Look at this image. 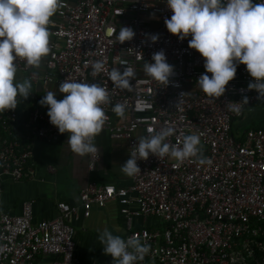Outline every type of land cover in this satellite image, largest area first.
<instances>
[{
	"label": "built area",
	"instance_id": "2783aa9c",
	"mask_svg": "<svg viewBox=\"0 0 264 264\" xmlns=\"http://www.w3.org/2000/svg\"><path fill=\"white\" fill-rule=\"evenodd\" d=\"M63 5L51 18V52L43 70L17 58V72L36 87L59 86L67 78L103 86L110 103L102 105L108 117L102 131L124 141L129 155L141 136L173 126L176 131L166 142L180 145L182 134H198L202 155L212 163L150 154L137 160L141 172L131 177L129 187L89 182L79 192V204L57 203L58 216L51 220L33 222L32 201L22 203L19 215L0 208V264H40L47 257L53 258L48 264H113L112 257L109 263L79 260L71 225L80 212L88 218L93 206L109 202L119 206L123 238L135 234L150 246L137 264H264V127L240 125L264 98L248 89L253 78L246 66L238 65L223 96L209 98L196 83L205 73L204 58L189 48L190 35L180 40L168 32L164 20L172 11L166 0H63ZM110 25L117 32L120 26L131 27L135 36L116 42L106 35ZM149 34H159V39L153 43ZM160 50L174 66L167 86L142 70ZM95 61H102L104 70L94 76ZM117 63L135 69L132 90L109 79L113 67L123 72L128 66ZM244 97L248 103L240 106L239 115L229 110L228 102ZM37 100L33 90L27 99L17 97L15 109L0 112V196L5 182L35 180L33 141L52 144L61 138ZM27 103L30 109L20 120ZM116 104L125 106L126 120L118 123L112 119ZM98 161L99 154H89V172Z\"/></svg>",
	"mask_w": 264,
	"mask_h": 264
},
{
	"label": "clouds",
	"instance_id": "9594fccd",
	"mask_svg": "<svg viewBox=\"0 0 264 264\" xmlns=\"http://www.w3.org/2000/svg\"><path fill=\"white\" fill-rule=\"evenodd\" d=\"M166 4L172 11L171 17L164 20L168 32L180 40L190 35L189 48L204 58L205 73L196 83L209 98L224 95L239 64L245 65L253 78L248 89L256 90L258 98H264V0L256 3L253 0H166ZM63 6V0H0V112L15 109L18 96L27 99L31 94V81L16 79L15 61L24 59L27 66L35 68L42 65L51 52V18ZM106 35L115 36L116 42L124 43L134 38L135 31L120 26L117 32L110 25ZM149 38L155 43L159 34H149ZM151 60L143 64L145 76L167 86L174 66L167 62L163 50L153 53ZM92 69L95 76L104 70V63L95 61ZM135 76V69L129 65L123 72L115 67L108 72L109 79L117 87L127 90H132L130 80ZM59 92L65 94L62 99L58 100L56 91L50 90L39 101L41 106L48 107L50 123L61 134L67 133V148L71 152L79 157L98 155L94 141L108 118L102 107L110 103L108 91L98 83L67 78L60 83ZM247 103L248 98L244 97L241 102H228L227 106L239 115L240 106ZM112 111L123 118L125 106L116 104ZM175 131L173 126H164L154 134L141 136L130 158L120 166L121 171L129 177L140 173L137 160H147L150 154L177 162L194 159L200 165L212 163L202 155L198 134H182L180 145L166 142ZM152 132L150 128L149 133ZM98 239L104 254L113 258V264H137L150 251V246L135 234L125 239L114 235L107 227ZM3 250L0 248V252Z\"/></svg>",
	"mask_w": 264,
	"mask_h": 264
},
{
	"label": "crops",
	"instance_id": "0c3cea01",
	"mask_svg": "<svg viewBox=\"0 0 264 264\" xmlns=\"http://www.w3.org/2000/svg\"><path fill=\"white\" fill-rule=\"evenodd\" d=\"M46 58V57H45ZM38 71L43 70L44 61ZM16 79L23 81L25 75L17 72ZM32 85V84H31ZM37 97L45 95L48 91H56V98L62 99L63 93L59 92V86H33ZM113 122L126 120L117 115L113 116ZM244 124L255 128L264 125V106H253L243 118ZM242 121V123H243ZM240 125H243V124ZM67 133L61 135L58 142L46 144L41 141H33V161L36 170V178L25 183L5 182L0 196V208L9 214L19 215L23 202L32 201L33 222L51 220L58 216L57 203L63 202L71 206L79 204L78 195L89 182L97 185H113L118 188H126L131 185V177L125 175L120 166L129 158L128 148L122 140L111 139L106 131H102L94 143L97 144L99 161L93 172L87 168L88 156L79 157L67 148ZM74 228V255L82 261L111 262V256L105 255L103 245L98 236L107 227L114 235H124V219L119 212L116 202H109L103 208L93 206L88 218H84L82 212L71 219ZM52 257L42 259L40 264H48Z\"/></svg>",
	"mask_w": 264,
	"mask_h": 264
},
{
	"label": "trees",
	"instance_id": "16d2710c",
	"mask_svg": "<svg viewBox=\"0 0 264 264\" xmlns=\"http://www.w3.org/2000/svg\"><path fill=\"white\" fill-rule=\"evenodd\" d=\"M42 99L41 96H38V100L36 101L37 102V105L45 112H48V107L47 106H41V104L39 103V101ZM259 106H264V103L263 104H259ZM30 109V105L29 103H27V105L23 106V108L20 110V113H19V117H20V120L24 118H26L27 116V112L29 111ZM23 110V111H22ZM264 125L261 124L260 126L258 127H255V128H263Z\"/></svg>",
	"mask_w": 264,
	"mask_h": 264
},
{
	"label": "rangeland",
	"instance_id": "374dc122",
	"mask_svg": "<svg viewBox=\"0 0 264 264\" xmlns=\"http://www.w3.org/2000/svg\"><path fill=\"white\" fill-rule=\"evenodd\" d=\"M241 123V122H240ZM243 125H241L242 129H245V127H248L247 125L244 124V121L242 123Z\"/></svg>",
	"mask_w": 264,
	"mask_h": 264
}]
</instances>
